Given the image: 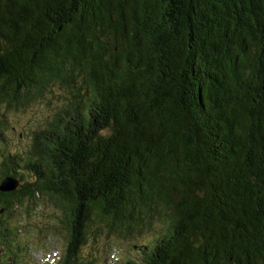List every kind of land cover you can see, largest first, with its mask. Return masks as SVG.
I'll list each match as a JSON object with an SVG mask.
<instances>
[{"label":"trees","instance_id":"1","mask_svg":"<svg viewBox=\"0 0 264 264\" xmlns=\"http://www.w3.org/2000/svg\"><path fill=\"white\" fill-rule=\"evenodd\" d=\"M55 84L74 101L8 152L6 113ZM0 160V264L3 216L45 198L56 264L154 219L124 264H264V0H0Z\"/></svg>","mask_w":264,"mask_h":264},{"label":"rangeland","instance_id":"2","mask_svg":"<svg viewBox=\"0 0 264 264\" xmlns=\"http://www.w3.org/2000/svg\"><path fill=\"white\" fill-rule=\"evenodd\" d=\"M80 80L75 79V85L78 87L82 85ZM44 91L42 98H37L26 107L6 113L8 129L4 134L7 138L8 152L27 150L31 145V131L45 127L57 112L74 101V92L68 89L67 85L55 84ZM56 211L55 203L45 198L36 207L35 205L32 207L31 216L24 210L21 212L20 208L13 211L12 216L7 214L3 216L5 225L17 231L18 238L14 241L19 243L22 250L20 252L22 264H56L60 261L66 244L63 237L58 235L57 228H54L57 225ZM153 223L152 231L145 228L141 233L134 231L127 239L115 234L107 237L104 231L99 241L92 243L91 239L88 240L81 256L86 261L92 260L94 264H124L128 257L140 260L134 250L130 251L131 246L145 244L155 235L157 237L162 229V223L159 219H154Z\"/></svg>","mask_w":264,"mask_h":264},{"label":"water","instance_id":"3","mask_svg":"<svg viewBox=\"0 0 264 264\" xmlns=\"http://www.w3.org/2000/svg\"><path fill=\"white\" fill-rule=\"evenodd\" d=\"M20 186V181L11 176H7L0 183V192H12Z\"/></svg>","mask_w":264,"mask_h":264}]
</instances>
